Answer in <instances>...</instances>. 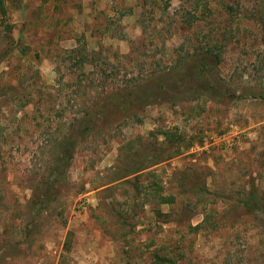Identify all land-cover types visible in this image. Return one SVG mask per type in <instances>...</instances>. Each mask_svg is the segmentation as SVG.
<instances>
[{
    "label": "rangeland",
    "instance_id": "374dc122",
    "mask_svg": "<svg viewBox=\"0 0 264 264\" xmlns=\"http://www.w3.org/2000/svg\"><path fill=\"white\" fill-rule=\"evenodd\" d=\"M2 1L0 264H264V0Z\"/></svg>",
    "mask_w": 264,
    "mask_h": 264
},
{
    "label": "trees",
    "instance_id": "16d2710c",
    "mask_svg": "<svg viewBox=\"0 0 264 264\" xmlns=\"http://www.w3.org/2000/svg\"><path fill=\"white\" fill-rule=\"evenodd\" d=\"M3 5H4L3 1L0 0V11L2 14L5 13ZM6 28L7 30L12 31L11 25L9 24L6 25ZM75 145H76V141H74L73 139L67 140L65 142H61L60 154L54 161L53 173L56 177L63 174L64 170H66L69 167V164L72 160ZM66 248L68 249L67 243H66Z\"/></svg>",
    "mask_w": 264,
    "mask_h": 264
},
{
    "label": "crops",
    "instance_id": "0c3cea01",
    "mask_svg": "<svg viewBox=\"0 0 264 264\" xmlns=\"http://www.w3.org/2000/svg\"><path fill=\"white\" fill-rule=\"evenodd\" d=\"M112 4H114L113 0H83L81 2V7L83 10V14H91L93 12V14L91 15V18L88 19V22H92L93 21V15L96 13V10H100V8H106L107 5L111 6ZM114 6V5H113Z\"/></svg>",
    "mask_w": 264,
    "mask_h": 264
}]
</instances>
